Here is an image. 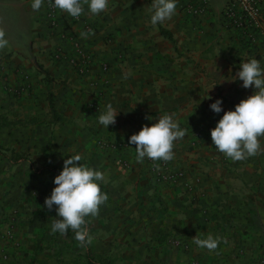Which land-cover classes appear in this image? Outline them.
Instances as JSON below:
<instances>
[{"label": "crops", "instance_id": "1", "mask_svg": "<svg viewBox=\"0 0 264 264\" xmlns=\"http://www.w3.org/2000/svg\"><path fill=\"white\" fill-rule=\"evenodd\" d=\"M10 1L23 4L33 15L31 41L26 51L4 49L0 53L19 54L16 63L32 75L33 90L12 96L0 82L1 198L12 193L16 166L48 163L59 174L64 159L77 153L83 163L105 174L103 192L112 190L120 197L133 189L146 196L161 192L168 201L201 179L203 188L198 190L213 195L218 182L236 178L237 172L249 173L256 156L264 162V151L224 162L231 159L215 148L210 135L223 115L210 109L212 102L222 98L223 109L228 110L252 94V88L245 89L242 81L234 79L240 63L256 57L264 64V47L246 41L239 30L226 24L224 10L233 0H208V12L196 15L188 11L190 0H179L176 14L156 26L150 23L151 0H109L108 7L95 16L85 5V14L96 29L87 39L81 38L96 62L85 75L69 62L51 60L58 37L51 39L48 34L45 3L37 12L31 9V0ZM78 30L79 35L85 31L81 25ZM103 61L110 65L108 72L101 71ZM11 83L20 82L12 79ZM108 103L120 113L106 129L98 117ZM165 113L175 114L186 130L184 138L174 144V159L166 162L170 174L185 171L176 174L175 183L157 177L155 165L158 173L164 169L159 161L145 158L138 163L135 145L129 144L132 134ZM109 140L118 147L101 145ZM261 144L264 147V138ZM206 158L213 162L207 165ZM227 165L237 171L229 178L224 175ZM24 178L30 180L29 175Z\"/></svg>", "mask_w": 264, "mask_h": 264}, {"label": "rangeland", "instance_id": "2", "mask_svg": "<svg viewBox=\"0 0 264 264\" xmlns=\"http://www.w3.org/2000/svg\"><path fill=\"white\" fill-rule=\"evenodd\" d=\"M44 3L48 34L51 39L58 37L51 60L69 62L77 73L85 75L95 57L81 39L78 26L93 34L95 26L85 13L74 19L56 9L51 0ZM32 16L23 4L0 0V28L9 40L6 49H29ZM18 55L0 53V82L12 96L33 90L32 75L16 63ZM100 68L108 72V61L101 62ZM12 79L20 83L14 85ZM101 145L118 147L111 140ZM206 159L207 165L213 162ZM159 162L164 166L158 173L155 165L160 180L167 182L169 178L175 183L176 174L185 172L170 174L166 162ZM224 168L227 178L237 172L228 165ZM210 170L215 169L211 166ZM237 174L228 182H218L213 195L198 190L203 188L202 179L185 184L174 201H168L161 192L146 196L133 189L127 192L129 197H120L109 190L99 215L89 217L87 227L92 239L82 247L72 230L64 235L50 233L56 211L49 210L44 200L55 187V166L22 163L16 166L11 195L0 197V264H90L88 253L109 264H264V162L256 156L255 167L249 173ZM24 175H29L30 180L26 181ZM170 204L172 212L168 215ZM208 234L222 238L217 249L209 251L193 243L194 238Z\"/></svg>", "mask_w": 264, "mask_h": 264}, {"label": "clouds", "instance_id": "3", "mask_svg": "<svg viewBox=\"0 0 264 264\" xmlns=\"http://www.w3.org/2000/svg\"><path fill=\"white\" fill-rule=\"evenodd\" d=\"M178 2L179 0H151V25H162L170 20L177 12ZM51 3L59 11L75 19L85 13V5L90 14H101L108 7L109 0H51ZM43 4L44 0H31L30 7L38 12ZM90 35H93L90 30L80 32L83 39ZM8 45L6 33L0 28V50L6 49ZM234 79L242 81L243 88H252V94L241 99L233 109L224 110L222 98L212 102L210 109L217 114L223 112V115L211 129L210 135L219 152L233 161H239L264 151L261 144V138H264V64L260 59L250 57L240 63ZM207 98L211 99L210 96ZM119 113L108 103L99 115L98 123L108 129L109 125L115 124ZM174 115L165 113L156 118L154 123L143 125L129 137V144L135 145V159L138 163H143L145 158L164 162L174 159V144L186 135V130L180 127ZM148 119L151 120L152 117ZM82 161L83 157L78 153L64 159L62 170L54 177L55 187L45 198L44 205L49 210L55 208L56 211L50 233L64 235L72 230L78 244L86 247L92 239L87 218L99 215L100 206L108 200V194L101 190L105 174ZM221 239L208 234L204 238H194L193 243L198 248L212 251L217 249Z\"/></svg>", "mask_w": 264, "mask_h": 264}, {"label": "built area", "instance_id": "4", "mask_svg": "<svg viewBox=\"0 0 264 264\" xmlns=\"http://www.w3.org/2000/svg\"><path fill=\"white\" fill-rule=\"evenodd\" d=\"M208 0H190L188 11L192 14L206 13ZM229 27L239 30L246 41L264 47V5L262 0H233L225 10Z\"/></svg>", "mask_w": 264, "mask_h": 264}, {"label": "trees", "instance_id": "5", "mask_svg": "<svg viewBox=\"0 0 264 264\" xmlns=\"http://www.w3.org/2000/svg\"><path fill=\"white\" fill-rule=\"evenodd\" d=\"M170 38L172 37L170 34H168V33H166ZM50 105H51V107H52V109H54V101H53V99H50ZM88 219V221H89V218H87ZM87 257H88V260H89V263L90 264H109L107 261H105V260H95V258H93L91 255H90V253H88V255H87Z\"/></svg>", "mask_w": 264, "mask_h": 264}]
</instances>
